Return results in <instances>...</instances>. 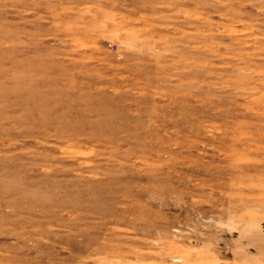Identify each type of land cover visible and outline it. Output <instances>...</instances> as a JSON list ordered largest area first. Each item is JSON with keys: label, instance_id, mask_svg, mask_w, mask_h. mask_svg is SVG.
Here are the masks:
<instances>
[{"label": "rangeland", "instance_id": "obj_1", "mask_svg": "<svg viewBox=\"0 0 264 264\" xmlns=\"http://www.w3.org/2000/svg\"><path fill=\"white\" fill-rule=\"evenodd\" d=\"M0 264H264V0H0Z\"/></svg>", "mask_w": 264, "mask_h": 264}]
</instances>
